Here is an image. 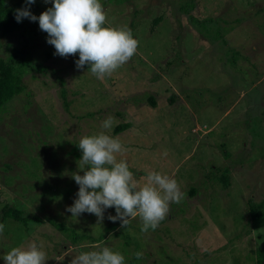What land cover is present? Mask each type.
<instances>
[{
  "label": "rangeland",
  "instance_id": "rangeland-1",
  "mask_svg": "<svg viewBox=\"0 0 264 264\" xmlns=\"http://www.w3.org/2000/svg\"><path fill=\"white\" fill-rule=\"evenodd\" d=\"M101 3L108 23L131 27L139 41L137 54L103 81L76 67L78 53L55 55L38 20L23 18L0 40V57L16 48L32 64L24 89L0 112V264L33 241L43 242L46 264H71L97 244L120 251L126 264H257L264 228L253 229L248 212L264 199V0ZM50 7L36 0L29 10L39 17ZM108 116V134L127 149L118 159L141 183L157 171L186 193L156 230L141 232L139 218L121 228L108 219L115 207L102 223L66 211L78 198V143ZM120 123L129 127L113 134ZM224 173L226 183L216 180ZM110 223L115 229L105 230ZM71 229L82 233L75 243Z\"/></svg>",
  "mask_w": 264,
  "mask_h": 264
},
{
  "label": "clouds",
  "instance_id": "clouds-1",
  "mask_svg": "<svg viewBox=\"0 0 264 264\" xmlns=\"http://www.w3.org/2000/svg\"><path fill=\"white\" fill-rule=\"evenodd\" d=\"M52 7L39 17L29 10L36 0H25L26 7L15 10V18L39 21L40 30L48 34V43L61 57L79 54L76 67L88 71L103 81L127 64L138 52L139 41L127 26H112L108 23V13L101 0H44ZM114 125V117L108 116L99 133L83 136L78 148L82 151L79 171L72 178L79 185L77 199L66 209L72 217H80L87 212L94 214L102 223L106 209L115 207L112 221L119 220L121 228L127 229L132 220L139 218L141 232L156 230L169 213L171 204H179L186 193L179 182L157 171H149L143 177V184L130 170L129 163L118 159L127 149L119 137L108 134ZM83 172V175L80 174ZM5 225L0 223V235ZM93 250L79 251L71 264H126L120 251L99 244ZM136 259L143 258L137 251ZM5 264H46L47 253L43 242H31L26 246L13 247L3 255Z\"/></svg>",
  "mask_w": 264,
  "mask_h": 264
},
{
  "label": "trees",
  "instance_id": "trees-1",
  "mask_svg": "<svg viewBox=\"0 0 264 264\" xmlns=\"http://www.w3.org/2000/svg\"><path fill=\"white\" fill-rule=\"evenodd\" d=\"M189 2L191 3V1H188V3ZM191 5L193 6L192 3ZM26 6L25 0H0V40L10 35L14 31L22 28L23 19L20 22H17L15 18V10L25 8ZM158 20L159 19L157 18L156 21ZM85 67L88 68V65H85ZM31 68V61L26 55L23 54L22 50L14 48L10 55L6 58L0 57V112L5 109V106L9 100L22 92L24 89V84L22 81L23 75ZM149 100L154 105L155 101L153 98L149 97ZM170 101L172 102V99ZM128 127L129 123H120L113 128V134H117ZM224 154L225 156H228V153L224 152ZM219 176L216 177V180H222L226 183L227 174L224 173L220 177ZM141 184H143V182ZM189 192L191 194L194 193L192 190ZM3 211H5V214L16 219H21L20 209H17L16 207L5 205ZM248 213L253 229L260 230L264 228V199L255 203L251 202L249 204ZM166 220L167 218L164 221ZM113 229H115V226L111 225V223L105 226V230L107 231H113ZM78 233L82 235V233ZM78 233L74 229H71L72 243H75L79 239ZM84 236L85 235L83 234L82 237ZM95 239L97 238L94 237L93 240ZM254 255L257 264H264V244L261 247L255 249Z\"/></svg>",
  "mask_w": 264,
  "mask_h": 264
}]
</instances>
